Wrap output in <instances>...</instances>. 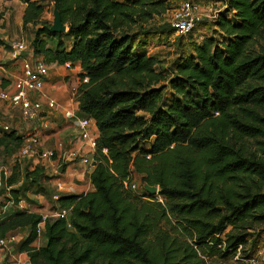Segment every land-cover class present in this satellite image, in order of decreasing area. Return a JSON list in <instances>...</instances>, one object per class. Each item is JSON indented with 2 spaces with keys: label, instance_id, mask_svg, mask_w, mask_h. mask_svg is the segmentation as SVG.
I'll return each mask as SVG.
<instances>
[{
  "label": "trees",
  "instance_id": "1",
  "mask_svg": "<svg viewBox=\"0 0 264 264\" xmlns=\"http://www.w3.org/2000/svg\"><path fill=\"white\" fill-rule=\"evenodd\" d=\"M21 1L33 52L80 65L76 100L98 135L93 190L56 199L68 212L45 218V244L31 245L42 221L35 211L0 218V239L27 228L18 247L31 264L249 258L264 240V0H220L214 34L176 58L170 76L144 48L148 23L169 0H50L67 27L58 33L41 21L42 1ZM164 81L170 96L157 86ZM23 137L0 132V155L17 152ZM14 163L3 186L17 203L22 181L38 185L45 170ZM135 175L163 200L126 187Z\"/></svg>",
  "mask_w": 264,
  "mask_h": 264
},
{
  "label": "crops",
  "instance_id": "2",
  "mask_svg": "<svg viewBox=\"0 0 264 264\" xmlns=\"http://www.w3.org/2000/svg\"><path fill=\"white\" fill-rule=\"evenodd\" d=\"M43 2V0H40ZM50 1V0H49ZM51 2V1H50ZM52 3V2H51ZM53 4V3H52ZM223 6V5H222ZM26 4L21 0H0V90L8 93L15 91L14 82L22 73V62L25 59H43L41 55L35 54L31 47V40L34 28L27 24L23 29V13ZM218 11V10H217ZM25 43V49L19 50L16 43ZM48 64V76L44 84L42 94L29 92L32 99L40 98L45 102L47 97L54 98L62 107L52 110L45 109L41 115L33 120L25 119L21 116L18 106L12 105L0 99V119L9 123L12 130L17 135H28L37 133L40 136L42 146L52 147L57 142L62 141L65 149L81 148L82 152L90 151L87 143L78 138V131L75 126L76 118L83 117L80 112L78 102L73 99L71 88L79 83V73L81 71L78 63L58 64L56 62ZM73 112V117H65L64 111ZM93 123V133L98 135L95 122ZM91 154L93 152L90 151ZM16 151L0 155V166L11 171L14 164ZM4 161L5 163L3 164ZM62 165L64 167H62ZM21 170L26 168V164H21ZM57 171L51 166L44 169V174L51 176L53 172L58 173L55 178L42 179L36 186L39 190L22 189L19 200L25 205L20 209L17 203L8 200L5 204L0 203V218L6 214L10 215L17 210L35 211L45 217H53L59 204L52 199L53 195H69L93 190L89 174L93 167L84 165L78 161H67L56 166ZM48 172H51L48 174ZM21 182V181H20ZM14 187H19L21 183ZM31 189V188H30ZM8 190V188L6 189ZM7 192H3L0 187V199L8 197ZM29 200L26 203L25 200ZM44 211V212H43ZM40 232L37 233L32 246L40 247L45 244L44 223L41 224ZM27 228H17L6 233V237L13 236L15 242L7 246H0V264H31L25 251L19 249V243L27 236ZM264 243L258 251L260 264H264Z\"/></svg>",
  "mask_w": 264,
  "mask_h": 264
},
{
  "label": "built area",
  "instance_id": "3",
  "mask_svg": "<svg viewBox=\"0 0 264 264\" xmlns=\"http://www.w3.org/2000/svg\"><path fill=\"white\" fill-rule=\"evenodd\" d=\"M205 9L198 3L186 0L181 2L171 12L169 24L174 29L176 34L185 35L192 31L195 26L201 22L207 14ZM15 47L19 50L25 49V43H16ZM48 76V64L43 59L29 60L25 59L22 62V73L15 80L13 93H8L5 90H0V99L9 102L12 105L18 106L20 114L23 118L33 120L41 115L47 108L48 110L61 108L62 106L54 99L47 97L46 101H41L40 98L32 99L29 92L43 95L42 90ZM83 82L87 81V77L82 79ZM80 82V80H79ZM79 84V83H78ZM76 87L71 88L73 99L76 100ZM65 117H73L74 114L70 110L64 111ZM92 118L88 116L77 117L75 126L78 131V138L85 141L88 149L94 152L95 148V135L93 133ZM12 126L0 119V132H8ZM82 152L81 148L78 149H65L62 141L57 142L52 147H43L39 134L30 133L23 137L22 143L18 148L14 161L19 164L27 165L30 169L31 166L40 165L44 169L53 167L57 171L56 166L67 161H78L84 165L92 167L95 163L93 156L89 152ZM105 152V149L103 150ZM8 169L0 166V187L3 186V180L9 175ZM126 187L136 191L137 185L133 181L130 183L124 182ZM57 199V195H53ZM17 206L24 209L25 205L21 200H18ZM67 210L57 209L53 217H65ZM45 216L42 215V221L37 225V233L40 232V226L44 223ZM15 242L13 236L0 239V246L10 245Z\"/></svg>",
  "mask_w": 264,
  "mask_h": 264
},
{
  "label": "rangeland",
  "instance_id": "4",
  "mask_svg": "<svg viewBox=\"0 0 264 264\" xmlns=\"http://www.w3.org/2000/svg\"><path fill=\"white\" fill-rule=\"evenodd\" d=\"M186 0H169L170 7L162 14L155 16L149 23L147 27V33L144 36L145 40V50L148 54L153 55L158 61L160 68H163L166 71V76H170L171 73L168 72L170 65L172 62L185 54H188L191 51V45L194 42H199L204 36H209L214 34V23L213 18L215 17L217 10H220L222 8V2L220 0H191L196 3H198L202 8L205 9V13L207 16L201 21L195 29L185 35H179L176 34L174 30L170 28L169 25V18L171 15V12L174 8H176L181 2ZM43 3L45 5L44 12L41 16V21L45 22L46 24H52V8L53 4L49 0H43ZM163 89L162 92L165 96H170L172 94V91L167 84L166 81L159 83L157 86H162ZM90 156H93L89 152ZM3 164L5 163L2 161ZM29 164V162H27ZM26 164V165H28ZM15 163L13 164V166ZM11 166V168H13ZM21 164L18 165V168L20 169ZM34 166H31L30 169H32ZM29 168V167H28ZM21 172V171H20ZM10 174V172L8 171ZM51 172H48V174ZM58 173L53 172L52 175L44 177V179H52L55 178ZM134 183H136L137 188L136 191L144 194L145 190L143 188V184L139 182V178L137 175L134 176ZM22 181V187H26L27 190H39L36 185H30L29 182ZM31 188V189H30ZM1 190L4 192H8L6 190V187H1ZM160 201L163 200V197L158 195V191L154 194ZM52 199H54L52 197ZM9 200V197H2L0 199L1 204H5ZM56 200V199H54ZM26 203H28V199L25 200ZM44 212V211H43ZM264 243V240H261L258 244V246L254 250H249L250 257L249 258H242L237 252L233 256H229L225 259H220L218 261V264H260L259 258H258V251L262 247V244ZM264 251H261L263 253Z\"/></svg>",
  "mask_w": 264,
  "mask_h": 264
},
{
  "label": "water",
  "instance_id": "5",
  "mask_svg": "<svg viewBox=\"0 0 264 264\" xmlns=\"http://www.w3.org/2000/svg\"><path fill=\"white\" fill-rule=\"evenodd\" d=\"M67 30V27L65 24L62 23L60 13L55 5H53L52 8V24L49 27V31L52 33H58V32H64ZM143 188L145 191L151 194H155L158 191L157 186L154 185H148L143 184Z\"/></svg>",
  "mask_w": 264,
  "mask_h": 264
}]
</instances>
